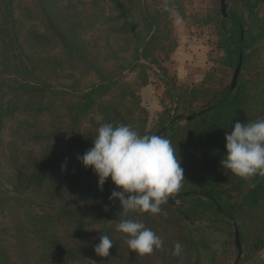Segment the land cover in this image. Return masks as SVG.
<instances>
[{"label": "rangeland", "instance_id": "374dc122", "mask_svg": "<svg viewBox=\"0 0 264 264\" xmlns=\"http://www.w3.org/2000/svg\"><path fill=\"white\" fill-rule=\"evenodd\" d=\"M9 1L13 19L10 21L5 14L0 24L6 22L7 27L10 23L19 37L30 28L41 29L53 41L51 48L39 50L23 38L17 45V58L48 56L62 59L64 64L69 60L75 62L77 76L72 79L69 73H42L38 69L33 75L26 72L18 75L14 71L18 60L14 65L1 60L5 68L0 65L3 126L0 165L1 173L13 180L0 185L3 206L0 238L10 260L14 264H47L51 261L42 258L48 249L61 264H163V258L174 264L175 256L170 250L180 242L183 253L178 257V264H234L239 253L231 236L235 228L227 235L225 228L221 230L222 227L215 224L212 228L218 230L187 241L177 225L182 222L180 216L171 208L158 214L130 213L128 218L143 222L164 242L163 248L152 254L140 255L132 252L125 243L126 237L115 231L116 223L124 218L117 200L96 203L64 191L53 194V201H49L48 193L60 183L73 154L86 148L88 134L105 124V113L109 112L116 122L132 125L141 135H162L170 124L161 125V119L166 116L171 119L187 111L184 106L190 98L183 101L178 98L180 92L195 88L193 100L188 104L197 111L214 94L231 85L235 67L229 65V58L235 59V55L231 54L233 47L227 43L228 33H225L231 25L226 22V31L222 26L223 20L235 13L242 18V30L248 37L249 22L245 19L248 7L243 1L226 0L225 17L220 11V0H179L175 7L170 3V28L164 40L156 41L150 48L151 55L155 56L150 57L153 62L140 55L133 64H122V67H115L118 62L115 53L125 46L116 26L127 24V17L120 13L119 2L124 5L122 11L127 12L137 0L4 2ZM250 1L255 0H248L249 6ZM253 10L259 18H264V0L254 2ZM52 30L66 41L54 38ZM262 46L260 42L257 52L249 53L250 58L242 71L243 81L250 82L264 74ZM2 80L31 82L35 89H40L41 98L20 94L14 90L16 84L1 86ZM86 93L91 95L92 103L79 115L75 108L83 105L80 101H85L82 96ZM76 101L79 104L70 109L68 106ZM33 119L38 128L27 129L26 124ZM186 119L177 124L184 126L191 121ZM24 120H28L22 125L25 128L20 129L18 124ZM51 158L58 159V163L37 186L31 182L38 172L37 165ZM65 163L66 167H62ZM8 200L11 202L5 203ZM17 201H22L21 208ZM173 205L182 210L190 208L188 202L175 200ZM175 216L176 222H167ZM259 216L256 218L246 210H239L237 215L242 233L240 264H264V247L257 252L251 248L257 238ZM209 218L202 212L194 217L191 225L209 228L212 226ZM100 235H108L113 241L108 257H99L94 252ZM196 249L200 254L195 253Z\"/></svg>", "mask_w": 264, "mask_h": 264}, {"label": "trees", "instance_id": "16d2710c", "mask_svg": "<svg viewBox=\"0 0 264 264\" xmlns=\"http://www.w3.org/2000/svg\"><path fill=\"white\" fill-rule=\"evenodd\" d=\"M4 1L0 0V20L4 19L3 16L5 14H8L9 20L12 21V3L9 1L6 4ZM242 1L248 7V17L245 18L249 22L248 37L242 30L244 26L242 18L235 13L231 14L229 19H224L222 26L226 31V22L231 25L230 30L225 33H228L227 43L233 47L231 54L235 55V59L230 57L229 65L234 66L236 70V67L240 63L235 87L231 89L230 85L226 86L222 91L217 92L207 100L206 105L203 106V108L205 107L204 109L199 108L197 111L192 109V104H188L193 100L192 95L195 94V88L183 90V92H180L178 98L183 99V101L190 98V101L186 102L184 106L187 109L186 113H180L171 119L169 116H166L164 117L165 119L163 118L160 121L161 125H164L165 122L170 124L166 131L162 133V136L170 139L173 146L176 147L181 167L184 169L185 181L183 182V187L171 197L179 202H188L190 205L189 210H182V207H175L173 204L167 202L161 206V211L171 208L174 210V213L176 212L180 216L179 218L182 222L177 223V225L181 228L182 235L185 234L187 236V241L190 239L195 241L198 235L205 237L206 234L213 233V231L218 230V228H212L216 224L222 227L221 230L225 228L227 235L232 231V228L233 230L235 228L238 233L239 243L242 240V233L237 224L239 210H246L256 218L260 214L257 238L251 243L252 251L257 252L261 251L264 247V177L255 176L249 180H244L231 173L225 174V170L220 165V160L225 151L224 136L226 131H231V125L237 121L243 124L247 121L251 122L264 118V74L250 82L243 81L242 79V71L247 63V59L250 58L249 53L257 52V46H259L260 42L263 44L262 47H264V18H259L253 10L254 2L259 0L250 1V6L248 0ZM170 3L175 7V5H179V0H137L133 4V8L125 12V10L122 11L124 5L122 2H119L118 9L122 16L127 17V24H118L116 26L119 34L123 36L125 46L115 53V61H118L115 67H122V64L129 66L134 61H137L140 55L142 58L153 62L150 58L152 56L150 48L154 46L153 43L156 41H163L167 35L166 32L170 28L171 16L169 14L170 9H168ZM27 10L29 11V9ZM12 30L13 28L10 23L7 24V27L6 22L0 24V65L2 67L4 66L1 60H4L7 65L8 63L10 65V62L12 64L14 62L17 63L16 60H18V65L14 66V71L18 75L25 72L33 75L36 73L35 69H38L42 73H69L72 79H76L75 62L69 60L64 64L62 59L48 56L45 58H35V56H32L30 59L22 58L24 62H21V57L17 58V45L20 44L23 38L25 42L39 50L51 48L53 41L41 29L30 28L21 37ZM151 32L152 34L149 36ZM51 35L60 41H66V38L55 30H52ZM152 57L154 58L155 56ZM33 58L35 59L33 60ZM163 70L166 72L165 69ZM2 81L4 83L1 86L11 87L16 84L14 90H18L20 94L28 98H41L39 96L40 89H35L33 87L34 84L31 82L22 84L13 80ZM82 99H85V101H80L84 102L83 105H78L79 101H76L75 104L68 106L69 108L71 107L70 109H74L72 106L78 105L75 109L79 115L84 113L86 107H89L92 103L90 94H83ZM196 113H201V115L184 126L177 124L180 120L186 119L188 116ZM71 117L76 119V116ZM105 117L107 120L105 123L113 125L127 124L122 121L116 122L114 118L109 116V112L105 113ZM27 121L24 120L19 123L18 127L24 129L25 127L22 125L27 123ZM124 121L126 120L124 119ZM26 125L27 129L38 128L35 119ZM2 127L0 117V133ZM95 136L96 132L89 133L86 148L73 154L68 168L61 175L60 183L51 189V193H48L49 201H53V194H60L64 191L96 203L109 200L111 192L115 189L110 178L103 185V190H99L97 188V177L91 168H84L77 160V156L82 155L93 146L92 140L95 139ZM57 163L58 159L55 158L39 163L37 165L38 172L33 176L31 182H35L37 186L38 184L41 185L44 178L49 175ZM12 180V178L5 177L1 173L0 165V185L3 183L10 184ZM9 202L11 200L5 203ZM17 202L18 207L21 208L22 201ZM117 202L119 203L118 200ZM2 209V202H0V213ZM202 212L205 216H210L208 220L212 226L209 228L191 225L194 217L200 215ZM176 217H172L167 222H176ZM234 234L235 232H232L231 236L235 240ZM55 250L53 249V251ZM45 251L46 256L42 260L51 261L47 264H61L56 262L54 254L50 252L52 250L47 249ZM190 251L193 252L192 249ZM195 253L200 254V251L196 249ZM179 260L178 257H175L173 260L174 264H178ZM0 264H14L5 250L1 238ZM163 264L170 263L163 258Z\"/></svg>", "mask_w": 264, "mask_h": 264}, {"label": "clouds", "instance_id": "9594fccd", "mask_svg": "<svg viewBox=\"0 0 264 264\" xmlns=\"http://www.w3.org/2000/svg\"><path fill=\"white\" fill-rule=\"evenodd\" d=\"M225 151L220 165L225 174L244 180L264 177V118L231 125L225 133ZM92 147L77 156L80 164L97 177V188L109 180L115 186L109 200H118L122 216L115 231L126 237L127 247L140 255L152 254L163 248V240L151 228L130 213L161 212V206L183 187L184 169L176 147L170 139L158 134L141 135L132 125L105 123L96 129ZM62 167H66L63 165ZM113 241L100 235L94 252L108 257ZM171 255L179 257L183 245L176 242Z\"/></svg>", "mask_w": 264, "mask_h": 264}, {"label": "water", "instance_id": "95a60500", "mask_svg": "<svg viewBox=\"0 0 264 264\" xmlns=\"http://www.w3.org/2000/svg\"><path fill=\"white\" fill-rule=\"evenodd\" d=\"M225 2H226V0H220V11H221V14H222L223 17L226 16V14H225V10H226ZM239 70H240V63L238 64V66L236 67V70L234 72V75H233V78H232V82H231V85H230L231 89H233L235 87L236 80H237V77L239 75ZM198 115L199 114H194V115L190 116L189 118H187L186 120L187 121L192 120V119L198 117ZM168 202L171 203V204H175V200L172 199L171 197L169 198ZM234 236H235V244H236V247H237V249L239 251V253L237 255V258H236V261H235L234 264H239L240 263L241 254H240L238 233H237L236 230H235Z\"/></svg>", "mask_w": 264, "mask_h": 264}]
</instances>
